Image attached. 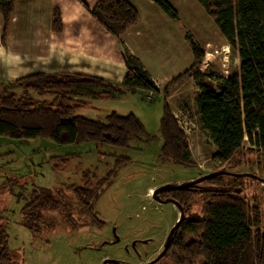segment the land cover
Returning <instances> with one entry per match:
<instances>
[{"label": "trees", "instance_id": "obj_1", "mask_svg": "<svg viewBox=\"0 0 264 264\" xmlns=\"http://www.w3.org/2000/svg\"><path fill=\"white\" fill-rule=\"evenodd\" d=\"M15 1L0 0L3 41ZM80 1L89 8L85 0ZM154 1L171 18H178V11L169 0ZM198 1L229 45L237 50L240 70L229 77L201 71L205 51L187 33L193 62L162 90L165 99L157 129L159 138L150 134L133 112L120 114L112 110L104 120L76 114L85 106L81 96L113 98L137 90L161 93L140 59L127 47L122 52L127 72L121 83L70 70L38 71L14 80H0V136L50 137L58 144L96 142L118 146H129L133 141L150 144L157 139L162 143L158 157L163 162L194 167L186 133L167 101L170 87L192 76L200 90L195 97L200 121L218 148L215 157L223 162L219 169L244 167L264 177V0ZM90 13L114 36H120L140 20L138 9L129 0H97ZM52 29L58 33L64 29L58 6L52 11ZM245 135L250 148H244ZM72 158L73 155L54 156L50 162L59 170ZM128 161L127 157L117 158L107 174L92 186L67 185L65 190L72 196H66L62 189L34 188L32 198L23 206L21 223L36 233L43 226L56 223L55 217L45 219L46 211H58L63 222L77 228L82 225L84 214L92 212L105 186ZM243 178L220 174L199 186L170 190L190 216L174 233L164 260L154 264H264V207L256 198L244 194ZM16 182L4 184L11 187ZM238 187L242 188L240 192L235 190ZM6 232L0 221V264L13 260Z\"/></svg>", "mask_w": 264, "mask_h": 264}, {"label": "rangeland", "instance_id": "obj_2", "mask_svg": "<svg viewBox=\"0 0 264 264\" xmlns=\"http://www.w3.org/2000/svg\"><path fill=\"white\" fill-rule=\"evenodd\" d=\"M169 1L177 9L180 17L177 18V21L171 19L169 25L164 27L160 24L159 28L162 27L165 31L154 34L152 42L149 43L151 51L157 54V59H162L161 54H170L173 59H176L178 54L175 50L185 53L182 58L186 59L187 52H192L184 37L188 33L205 51V59L199 66L201 71L206 74L215 73L219 77H229L238 73L240 57L237 50L229 45L215 20L200 2L198 0ZM140 4L145 7L142 0H140ZM0 17L3 22L0 26V34L3 35L4 21L1 13ZM155 19L159 21L161 18L157 16ZM171 25L178 29L177 33H171ZM43 26L36 33L33 29L27 31L26 38L28 39V34H33V37L23 44L37 47L38 51L42 53L43 60L49 58L54 63L61 62L60 68L62 69L67 70L66 62H78L77 57L70 56L67 52L74 53L81 50L83 45L77 43L81 32L75 33V37L68 36V39L66 36L62 39L59 37L60 40H63L60 44L56 35L59 33L52 29V25L50 31L48 22ZM168 28L171 36L167 35ZM154 29L153 25L151 30ZM50 32L54 34L52 35ZM17 39V35L13 36L11 40L14 42H9V44L18 45L20 42ZM1 44H4V41ZM122 44H120V49L123 52L127 46ZM183 44H186L189 51ZM54 47L58 51L55 52V54L57 53L56 57L51 56L52 53L50 54ZM73 47L75 49H72ZM31 49L28 47L26 51L29 52ZM163 57L166 58V55ZM192 62L193 54L190 60L185 63L189 67ZM32 63L31 69L35 65L39 66L32 71H57L56 67L49 68L44 63L42 65H37L36 62ZM180 65L179 69L183 67V63ZM180 74L173 72L164 77L168 80ZM16 78L0 74L1 81ZM162 90L159 95L144 94L148 92L137 90L133 94L124 93L113 98L99 99L81 96L79 98L84 99L85 106L80 108L76 114L91 119L104 120L112 110H117L120 114L133 112L141 118L147 131L150 134L158 135L159 138L157 129L163 114L165 99ZM199 91L198 85L191 76L170 87L169 93L171 94L168 96L170 99L168 100L167 97L174 115L186 133L191 150L190 160L196 164L194 167L163 162L158 157L162 143L157 139L150 144L133 141L129 146H118L96 142L58 144L50 137L26 139L0 136V221L5 224L7 230L8 246L13 258L10 264H103V258L107 255L127 258L129 256L125 248L127 245L130 250H133L131 253H137L133 246L136 239H147L158 231L156 236L162 234V237L165 238L167 234L165 230L177 216V207L170 202L160 203V201L151 198L150 194L153 188L167 183L180 184L196 179L201 175L214 172L217 168L220 170L219 168L223 166L222 160L215 157L218 148L213 142L210 132L203 127L200 121L195 103V97ZM250 147L252 146L246 135L244 148ZM64 155H73V158L62 169L54 168L50 158ZM119 157H127L129 161L112 177L111 183L104 190L95 207L100 218L105 221L103 229L91 226L79 230L69 228L70 225L62 221L58 211H46L45 219L55 217L56 223L52 226L45 225L41 231L36 233L21 223L24 217L23 206L32 198L31 192L34 188L43 189V191L62 189L66 196H72L68 190H65L67 185H94L98 179L107 174ZM221 170L249 172L244 167L239 170L227 168ZM261 177L264 178L262 175ZM10 180L17 182L11 187L4 184ZM243 183H246L244 194L249 198H256L264 207V182L261 180L257 182L252 177H245ZM115 234L118 236V241L113 242ZM104 241L111 243L103 244ZM91 246H103V248L96 249ZM137 250L143 253L144 250H149V247L142 244ZM157 251L159 248L152 251L148 258L154 256ZM139 263L142 264V262Z\"/></svg>", "mask_w": 264, "mask_h": 264}, {"label": "crops", "instance_id": "obj_3", "mask_svg": "<svg viewBox=\"0 0 264 264\" xmlns=\"http://www.w3.org/2000/svg\"><path fill=\"white\" fill-rule=\"evenodd\" d=\"M85 1L89 4V8H86L80 0H16L4 44H1L3 41L1 37L2 34H0V45L2 46L0 48V74L16 78L36 72L32 70L39 66L35 65L33 69H31V62H36L37 65H42L44 63L47 64V67L49 68L56 67L57 71L66 70L60 68L62 66L61 62L54 63L51 61L52 59L49 58L43 60L42 53L38 51L37 47L27 45L26 43L23 44L26 40H31L33 37V34H28L27 39V36H25L27 31H32L33 29L35 33L39 32L44 27L43 24L46 22L49 23L48 29L50 31L52 25V11L55 6L60 8L64 23L63 32L56 34L60 44L63 40H60L59 37L62 39V37L64 38L66 36L68 39V36L72 37L75 33L81 32L77 38V43L83 45L81 50L74 53L72 51L71 53L67 52L68 55L77 57L78 62H66L65 65L67 66V70L87 74H98L111 82H122L127 72V67L124 64L122 51L120 49V44L123 45L122 43L129 48L132 54L140 59L144 69L149 73L161 90L172 79L167 80L164 77L166 74H171L173 72H179L180 74L187 69L188 64L186 65V63L190 60L193 51L190 52L186 44H183V46L189 51L187 52L188 55H185L186 59L185 57L182 58L185 53H179L175 50L178 54L176 55V59H173L170 54H161L162 59L159 60L157 59L158 57H156L157 54L150 49L149 43L152 42V39L155 36L154 34L165 31L162 27L159 28L160 24L164 27L165 25H169L171 19L177 21V19L171 18L167 15L154 0H146L145 2L142 0V2L145 3V7L140 4V0H129L138 9L140 20L138 24L130 27L120 36H114L110 33L108 29L98 22L90 13V9L94 6L97 0ZM157 16L161 18L159 21H156L155 19ZM178 17H180V15ZM2 23L0 17V26ZM153 25L155 29L151 30ZM170 29L172 34L178 32V29L172 25L170 26ZM170 29H167V35L170 34L171 36ZM50 34L53 35L54 33L50 32ZM15 35H17V40L20 43L18 45L9 44V42H14L11 38ZM184 37L186 39V35ZM147 45H149L148 48H146ZM28 47L32 48L29 52L26 51ZM72 49L75 48L73 47ZM55 52L58 51H56L54 47L50 52V54L52 53L51 56L56 57L57 53L55 54ZM107 52L110 53V55H107ZM163 55H166V58L163 57ZM39 62L41 63L39 64ZM181 63H183V67L179 69ZM98 69L100 70L96 72ZM40 71L46 72V70ZM145 92L148 93L144 94H153L150 91ZM169 99L170 98L168 97V100Z\"/></svg>", "mask_w": 264, "mask_h": 264}, {"label": "flooded vegetation", "instance_id": "obj_4", "mask_svg": "<svg viewBox=\"0 0 264 264\" xmlns=\"http://www.w3.org/2000/svg\"><path fill=\"white\" fill-rule=\"evenodd\" d=\"M250 172V171H249ZM202 176V175H201ZM200 177V176H199ZM193 180V179H192ZM112 181V179H111ZM189 181V180H187ZM185 182V181H184ZM203 182V181H201ZM201 182H198L194 185H201ZM111 183V182H110ZM108 183L106 186H105V190L107 189V186L110 184ZM193 185V186H194ZM158 188V187H157ZM153 189H156V187H154ZM170 190L172 189H165V190H162L160 191L159 193V198L157 199L153 192H151V198L153 199H156L158 201H160V203H167V202H170L169 201H165L166 199H174L176 200L183 208L184 210V218L183 220L181 221L180 225L177 227V229L174 231V233L177 231V230H180L181 228V225L185 222V220L190 216L189 212H187L184 208V205L181 203L180 199L175 197L174 193H171ZM175 190V189H173ZM242 190V188H241ZM104 193V192H103ZM102 193V194H103ZM101 197V196H100ZM100 197L98 198V200L96 201L95 205H94V209L92 210V212H89V213H86L84 214V218L82 219L81 221V224L80 226H78L77 228H73L72 226H69V228H72V229H75V230H79L83 227H87V226H91V227H95V228H98V229H103L104 226H105V221H103L101 218H100V215L98 214V212L96 211L95 207H96V204L99 202V199ZM172 204H174L173 202H170ZM176 207H177V216L175 217L173 223L171 225L168 226L167 230H165L167 232L165 238L162 237L163 235L159 234V236H156V234L159 232H155L154 234H152L153 236H149L147 239H144V240H141V239H136V241L133 243V246L134 248L136 249L137 253L133 254L131 253V251L133 250H130V248H128V245L125 247L129 253V256L127 258H117V257H114V256H110V255H107L103 258V264H140L139 262H142V264H148L150 261H152L153 259H155L164 249L165 247V244H166V240L169 236V233L172 229V227L176 224L177 220L180 218L181 216V210H180V207L176 204H174ZM196 210V213H197V209L195 208ZM189 214V215H188ZM116 230V229H115ZM165 233V232H164ZM174 233L172 234L171 236V239L174 235ZM116 234L117 233V230H116ZM115 234V239L112 240L113 242L116 240L118 241V236ZM171 242V240H170ZM107 243H111L109 241H104L103 244H107ZM142 244H146L148 247H149V250L147 251H143V253L139 252L137 249L140 247V245ZM169 246H170V243H169ZM92 248H103V246H91ZM156 248H159V251L156 252V254L150 258H148V256L151 255L152 251H154ZM169 248V247H168ZM168 250V249H167ZM167 250L166 252L154 263H157V262H160L162 260H164L165 258V254L167 253ZM131 253V254H130ZM153 263V264H154Z\"/></svg>", "mask_w": 264, "mask_h": 264}, {"label": "water", "instance_id": "obj_5", "mask_svg": "<svg viewBox=\"0 0 264 264\" xmlns=\"http://www.w3.org/2000/svg\"><path fill=\"white\" fill-rule=\"evenodd\" d=\"M220 174H230L232 176H235V177H252V178H256L258 180H261L264 182V178H262L261 176L259 175H256L252 172H234V171H224V170H217V171H214V172H210V173H207V174H204L196 179H193V180H189V181H185V182H182L180 184H172V183H167L165 185H162L156 189H153L152 192L154 194V196L158 199L159 198V193L160 191L162 190H165V189H185V188H190L192 187L194 184L198 183V182H201V181H204L206 179H209V178H212L214 176H217V175H220ZM237 192H240L241 191V187H238L235 189ZM170 202H173L174 204L178 205L180 207V210H181V216L180 218L177 220L176 224L172 227L170 233H169V236L166 240V244H165V247L163 249V251L155 258L153 259L152 261H150L148 264H153L154 262H156L165 252L166 250L168 249L169 247V243H170V240H171V236L172 234L174 233V231L177 229V227L180 225L181 221L183 220L184 218V210L182 208V206L174 199H166L165 201H169Z\"/></svg>", "mask_w": 264, "mask_h": 264}, {"label": "built area", "instance_id": "obj_6", "mask_svg": "<svg viewBox=\"0 0 264 264\" xmlns=\"http://www.w3.org/2000/svg\"><path fill=\"white\" fill-rule=\"evenodd\" d=\"M245 138H246V135H245Z\"/></svg>", "mask_w": 264, "mask_h": 264}]
</instances>
